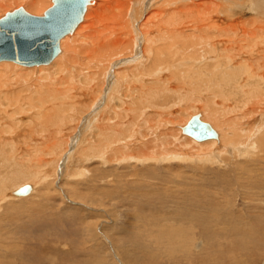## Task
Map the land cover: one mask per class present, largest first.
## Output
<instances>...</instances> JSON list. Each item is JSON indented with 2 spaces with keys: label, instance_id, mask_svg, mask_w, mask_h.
<instances>
[{
  "label": "bare ground",
  "instance_id": "obj_1",
  "mask_svg": "<svg viewBox=\"0 0 264 264\" xmlns=\"http://www.w3.org/2000/svg\"><path fill=\"white\" fill-rule=\"evenodd\" d=\"M13 2H24L28 8L40 13L44 12L43 10L46 12L53 6V0H0V9L6 4L8 6ZM41 2H44L46 6L44 9L38 10L37 8L42 5H40ZM182 2V0H91L84 13L83 20L71 33L61 38L60 52L62 47V53L59 55V52L57 54L59 57L57 58L56 56L54 58L55 61L53 60L52 67H48V69L45 66L39 67V72H47L49 70L44 77L45 80H51V82L44 81V78L38 75V67H24L26 65L12 60H1L0 62H11L14 65L10 63H7L9 65L0 64V131L5 130L2 132L5 136H0V145L2 142L10 141L11 147L15 148L19 135L18 129L22 124L20 121L29 118L31 121L30 124L27 123L30 125V128L27 129L30 133L29 139L33 142L41 141L58 161L64 156V150L66 149V147L60 146L63 143L65 145L68 144L70 139L77 138L74 135L77 131L76 127H80L79 132L77 131V135H79L77 146L80 149V157L84 160L83 164L91 160H98V164L102 165L114 160H117L118 164H170L166 163V161L172 159L180 160V158L184 157L181 160L187 163L198 164L199 162V164L207 165V162H202L210 161L209 165L226 163V167H237L235 163L240 158L251 156V159H254L256 156H263L264 0H200L198 4H193L195 8H185L184 13L174 10L170 14L171 19H169V13H167L166 8H171V4H181ZM25 11L28 12L26 9ZM44 13L35 16H43ZM164 15H166V18L162 19ZM179 21L185 22V25H195L197 23L199 28L206 31L202 38L199 36L201 38H199V43L203 45L208 42L209 46L206 43L207 47L214 53L220 52L221 49L223 53L217 56H212L214 54L209 55V57H212L209 59L214 62L210 60V62L198 66L197 59L205 52L197 53L200 56H186L182 60L179 56L180 53L177 55L178 51H171V45L174 43L170 42L166 46L164 44L156 46L155 43L158 41L173 40L172 37L177 40L181 38H179L180 31L177 28ZM227 24L230 27L224 29V25ZM168 29H170V32ZM165 33H167L168 37ZM183 39L181 38V40ZM186 41L188 40L186 39ZM179 42L181 41L179 40ZM187 43L183 45H187ZM221 44H225V48L224 46L223 48L219 46ZM176 45H178V42H176ZM72 50L74 55H69L68 53ZM117 50L119 51L116 52ZM232 50L234 51L232 52ZM172 52L175 53L176 58ZM161 53L165 54L163 58ZM115 55L118 57L114 58ZM138 55H143L145 59L149 60L147 64L142 63L139 69H132L133 72L123 71L124 73L119 77L117 75L119 70L115 68H118L117 64L122 62L120 60L125 59L123 56H126L127 59L129 58L130 62H128L131 63L132 61H138ZM205 56L203 57L205 58ZM66 57H72L71 59L78 58L79 61H76L75 64L67 65L69 61L68 59L66 60ZM112 58L115 60L114 63ZM102 61H108V63L102 64L100 68L98 66L101 65L98 63ZM51 62L40 65L47 66ZM124 62V64H129L127 61ZM173 64H178V67L176 69L172 68ZM183 65L185 74L184 72L181 73L179 69ZM58 66L62 67L63 70L54 74V68L58 69ZM112 67L115 69L113 73L114 75L116 73L117 78L111 75ZM229 67L236 69L238 71L236 72L237 74L240 73L238 75L240 81H244L243 83L240 82L241 87L252 85L251 92L242 99L240 94V97L237 96V98L225 95L226 93L222 89L221 83H219L231 85V82H227L229 79L226 78ZM205 70L207 71L205 72ZM64 71L67 73L66 78L62 76ZM167 72L171 73L177 84H171L167 81L168 78H165ZM153 73H155V76H153ZM55 75L59 77H54ZM153 77H156V83L149 85L147 81ZM216 79L219 82L214 84ZM189 80L192 84L188 85ZM118 81L119 84H117ZM210 81V87L207 88L206 82ZM135 82H139L140 86H137L138 83L133 84ZM141 83L146 86H142ZM148 85L151 92L148 91ZM185 85H188L189 88L185 87ZM204 85L206 87H203ZM233 85L230 87L233 88ZM178 86L181 87L178 88ZM140 87L143 90L147 89L145 91L135 89ZM182 88L185 94L180 93ZM213 88L215 89L214 91H218L217 98L215 95L208 102L207 100L206 102L202 101L199 90L203 91V89H206L209 92ZM240 89L238 90L240 91ZM102 92L107 97L103 105H100ZM169 94L174 99L172 104H154V100L160 101L163 96H168ZM229 94H233V92ZM185 100H188L189 104H187L189 107L195 110L203 109V116L200 113L195 115H200L205 122H208V119L211 121L210 124L218 134L216 139L197 140L184 131L185 122H189L186 113L184 118L181 115L184 113V107L176 115L172 112L176 107H173L172 110L171 108L174 105H180V102ZM87 109L90 111H86L83 123H81L79 118L82 114L80 115V112ZM154 111L157 112L154 113ZM21 115L25 116L22 117ZM55 115L61 117L63 124L55 125V128L40 124L41 128L37 124L39 121L40 123L52 122ZM177 122L182 124V130L180 128L174 129ZM73 125L75 128L72 132L73 134H70L65 128L69 129ZM64 131L66 134L62 137ZM90 134L95 135L96 138L92 143L89 137ZM152 134H155L154 139ZM60 138H62V141H60L59 145L51 143V139ZM193 140L204 142L198 144ZM33 144L27 148L26 157H21L24 163L32 162V155H36L37 159L42 155L39 150L35 151L32 149ZM1 152L2 149H0ZM3 159L4 162L5 159L8 160H6L8 163L10 161L6 156ZM15 164H18V162H15ZM48 164H50V161L46 160L44 165ZM20 167L18 169L21 170L16 173L12 170L14 172L13 179L6 176L7 174L3 176L6 177L5 180L1 177L4 187H0V207L3 203L2 201L13 200L17 196L14 194L17 188L6 191L9 181L12 180L13 182L11 181L10 184H13L19 178L32 180L35 182V187L30 183L32 186L31 194L36 193L38 187L47 182V177L43 174L46 169L43 171L36 170L29 177L27 175H29L30 170L22 169V165ZM82 167L81 169L74 167L73 175H85L87 171ZM9 176L12 175L10 174ZM30 193L28 194L30 195ZM28 194L24 195L23 198H26ZM206 203L207 205L211 204H208L207 201ZM225 208H223V211H225ZM137 214H139L137 217H141L145 224L152 225L155 228L159 227L156 234H151L146 229L144 232L141 230L137 231L138 233L136 232L135 235L141 234L140 236L138 235L140 238H152L158 242V240H162L161 237L163 236L173 242L180 239V241L184 240L185 242L194 241L191 234L193 232L191 226L188 228L181 226L179 223L178 226L174 223L169 225L170 223L165 222L167 217H163L166 214H160L163 218L153 216L156 219L152 217L149 219L141 212H137ZM218 216L220 217V215ZM199 222L201 221L198 220L197 225H199ZM158 223L165 224L166 227H162ZM126 231L127 229L121 231V233ZM184 245L187 246V244ZM62 256L59 254L57 257H50L49 264H59L57 262L61 261L60 258Z\"/></svg>",
  "mask_w": 264,
  "mask_h": 264
},
{
  "label": "rangeland",
  "instance_id": "obj_2",
  "mask_svg": "<svg viewBox=\"0 0 264 264\" xmlns=\"http://www.w3.org/2000/svg\"><path fill=\"white\" fill-rule=\"evenodd\" d=\"M182 1L181 4L174 3L171 4V8H166L167 13H169V19H171L170 14L174 10L184 13L185 8H195L193 4H198L200 0ZM24 4V2H13L8 6L6 4L0 9V17L5 12L7 13L19 7H24L34 15H42L45 12L43 10L44 12L40 13ZM40 5L37 8L38 10L44 9L46 6L44 2H41ZM163 18H166V15ZM184 23L179 21V25H177L180 31L179 38H186L188 41L186 39L181 40V38L177 40L172 37L173 40L167 39L168 41L156 42V46L162 44L166 46L170 42L174 43L171 45V51H178L177 55L180 53L179 56L182 60L186 56H200L197 53L205 52L198 57V66L210 62L211 59L209 58L212 57H209V55L214 54L212 56H217L223 53L222 49L220 52L214 53L207 47V44L209 46L208 42L203 45L199 43V40L205 35V29L199 28L197 23L195 25H185ZM224 26V29L230 27L228 24ZM168 30L170 32V29ZM175 30L177 29L175 28ZM199 32L200 34H198ZM165 35L168 37L167 33ZM172 36L174 35L172 34ZM174 40L178 42V45L175 46L176 42ZM185 41L190 46L183 45L186 44ZM195 41L198 45L195 44ZM224 45L221 44L219 46L223 48ZM227 45L230 46L229 43ZM61 53L62 47L59 55ZM68 54L74 55V51L72 50ZM164 55L161 53L162 58ZM173 55L176 58L175 53ZM117 57L116 55L114 56V58ZM71 58L66 57V60L68 59L69 61L67 65L75 64L76 61H79L78 58ZM114 58H112L113 63L115 61ZM123 58L125 59L120 60L122 62L119 61L122 66L117 64L118 68H115L119 70L120 74H117L119 77L124 73L123 71L133 72L132 69L136 68L137 70L142 63L147 64V61H149L143 55L139 56L138 61H132L131 63H129L130 59H127L126 56H123ZM54 61L47 66L31 67H38V75L43 77L44 81L51 82V80H45L44 77L49 70L47 72H39V67L45 66L48 69V67H52L51 65H53ZM124 61H129V64H124ZM7 63L14 65L11 62H0L2 65H9ZM107 63L108 61H102L98 63L101 65L98 67L101 68L102 64ZM113 67L111 69L112 76L114 75L113 72H115ZM177 67L178 64L172 65V68L176 69ZM183 68L185 69L184 65L179 68L181 73L184 72ZM61 70L63 68L59 66L58 69L54 68V74ZM218 71L220 72V70ZM236 72H238L236 69L231 68L227 72L226 78L229 79L227 82H231V85L228 83L227 85L225 83L222 85L223 83L219 82V78V81L216 79L214 84L217 82L221 83L222 89H224L225 95L228 97L237 98V96L240 97V94L242 99L251 92L252 85L241 87L240 82L243 83L244 81H240L238 76L240 73L237 74ZM117 75L115 73L114 77L117 78ZM62 76L66 78V71L63 72ZM153 76H155V73H153ZM54 77L59 76L55 75ZM155 78H151L152 81H147L148 84L154 85L156 83ZM165 78H168L167 81L169 83L177 84L170 72H167ZM190 78L192 77L190 76ZM136 83H138V86L139 82L133 84ZM206 83L207 88L210 87L209 83L211 81ZM117 84H119V81ZM141 84L146 86L143 83ZM187 84H192V82L189 80ZM232 84H234L233 88L230 87ZM188 85H185V87L189 88ZM205 85L203 87H206ZM180 87L178 86V88ZM135 89L145 91L147 88L144 90L141 87ZM214 90L213 88L212 91L207 92L206 89H203V91L199 90L200 93L197 92L199 95L201 94L202 101L206 102L207 100L208 102L215 95L217 98L218 91ZM148 91L151 92L150 86ZM230 92H233V94H229ZM180 93L185 94L183 93V88ZM104 95L105 93L100 97V105H103L107 97V95ZM185 101L180 102V105L172 106L171 110L176 107L172 111L175 115L178 112L180 113L179 110H183L182 107H184V113L181 115L184 118V115L187 114L188 121L195 114L204 115L203 109L195 110L189 107L188 100ZM173 102L174 99L171 98L170 94L163 96L160 101L154 100V104L169 103L170 105ZM195 107L197 106L195 105ZM89 109L80 112V115L82 114L79 118L81 123H83L86 111H90ZM207 121L211 123L209 119ZM30 122L29 118L20 121L22 124L18 129L19 135L15 148L11 147L10 141L2 142L0 145V149H2L0 166H5L0 168V187H4L1 177L7 174L6 176L13 179V171L15 173L20 171L21 169L18 168H21V165L22 169L30 170L29 175H27L29 177L36 170L43 171L46 169L43 174L47 177V182L40 185L36 193H30L26 198L15 196L13 200L2 201L3 203L0 207V264H49V258L52 256L57 257L59 254L60 256L63 255L60 258L61 261L57 262L59 264H264V155L256 156L254 159H251V156L240 158L235 163L237 167H226V163L209 165L210 161L202 162H207V165L199 164V162L198 164L187 163L181 160L184 157L180 158L181 162L177 159L166 161V163L170 164H118L117 160L107 164L104 163L105 165L98 164V160H91L83 164L84 160L81 159L80 149L77 146L79 142L77 131L79 132L80 127H76L77 131L74 135L77 138L70 139L68 144L65 145L63 143L60 146L66 147V149L64 150V156L58 161L41 141L33 142L29 139L30 133L27 129L30 128V125L27 123L30 124ZM37 124L41 128L40 124L55 128V125L63 124V122L61 117L55 115L52 122L40 123L39 121ZM74 128L73 125L69 129L65 128V130H68L67 132L71 134ZM179 128L182 130V124L177 122L174 129ZM2 132L0 131V136L4 135ZM65 134L66 132L64 131L62 137ZM89 137L91 138V143L94 139L96 140L95 135L90 134ZM154 137L155 134H152L153 139ZM60 141H62V138L51 139V143L57 145L60 144ZM193 141L200 144L205 140L203 142ZM32 143H34L32 149L35 151L39 150L42 155L38 159L36 155H32L33 161L24 163L21 157H26L27 148ZM5 156L10 159L9 163L6 162L7 159L4 162L3 158ZM46 160H49L50 164L44 165ZM15 162H18V164H15ZM81 166L87 173L85 175H73V168L81 169ZM9 173L12 176H9ZM1 174L3 175L1 176ZM3 178L5 180L6 177ZM11 181L7 184L8 188L5 186L7 192L15 190L24 184L31 183L34 186L35 183L32 180L21 178L13 184H10ZM206 201L211 204L207 205ZM222 206L223 208L226 207L225 211H223ZM137 212L144 213L145 217L149 219L150 217L154 218L153 216L161 217L160 214H166L163 217H167L165 219L167 221H163L170 223L169 225L174 223L178 226L179 223L184 227L189 228L191 226L193 228L191 234L194 241L185 242L184 240L180 241V239L173 242L163 236L161 237L162 240L157 239L158 242L152 238H140L141 234H138L139 236L135 235L137 231L141 230L144 232L146 229L149 233L156 234L159 227L155 228L152 225L145 224L141 217H137L139 215H136ZM157 220L159 219L157 218ZM198 220L201 221L199 225H197ZM158 224L166 227L165 224ZM126 229V232L121 233V231ZM175 233L179 234L178 232ZM181 234L183 233L181 232ZM184 244H187V246ZM173 247L174 249H172Z\"/></svg>",
  "mask_w": 264,
  "mask_h": 264
},
{
  "label": "water",
  "instance_id": "obj_3",
  "mask_svg": "<svg viewBox=\"0 0 264 264\" xmlns=\"http://www.w3.org/2000/svg\"><path fill=\"white\" fill-rule=\"evenodd\" d=\"M91 0H53L43 16H35L23 7L0 19V61L12 60L22 65L47 64L60 52V40L83 20ZM184 131L197 140L216 138L217 131L208 122L194 115ZM31 184L14 191L17 196L30 193Z\"/></svg>",
  "mask_w": 264,
  "mask_h": 264
}]
</instances>
